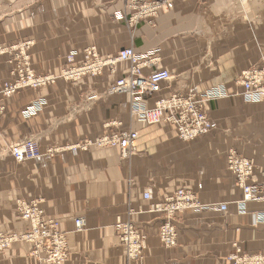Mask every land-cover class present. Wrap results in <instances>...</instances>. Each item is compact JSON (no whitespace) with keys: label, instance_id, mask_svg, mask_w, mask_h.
<instances>
[{"label":"crops","instance_id":"crops-1","mask_svg":"<svg viewBox=\"0 0 264 264\" xmlns=\"http://www.w3.org/2000/svg\"><path fill=\"white\" fill-rule=\"evenodd\" d=\"M126 3L1 1L0 47L27 42L29 68L55 79L45 88L16 93L0 119V232L25 230L14 208L18 198L28 197L43 199L47 216L65 234L68 254L62 264H231L226 258L235 246L245 253L264 251V205L248 202L239 208L242 191L227 167L231 150L253 160L249 181L264 187V102L247 103L236 83L240 74L259 65L264 0H178L163 7L151 24L143 21L130 30ZM88 47H95L103 60L129 47L157 59L143 73L165 69L170 80L154 97L143 96L148 108L181 89L222 85L239 96L210 102V132L182 142L168 124L132 118L128 95L110 96L108 88L129 71V64L118 63L113 70L105 66L101 74L77 81L60 76L66 55L77 51L72 66H79ZM10 56L0 55V84L15 68ZM35 102H43L42 110L23 118L21 111ZM110 122L119 125L107 127ZM116 130L137 134L135 152L126 158L118 148L46 154ZM26 137L44 155L19 165L8 146ZM178 190L192 193L204 209L176 216L177 245L165 249L157 236L160 215L151 210ZM146 192L150 200H144ZM77 217L85 220L79 231ZM117 221L131 223L145 236L138 260L127 258ZM28 253V246H14L0 254V264H39Z\"/></svg>","mask_w":264,"mask_h":264},{"label":"built area","instance_id":"built-area-1","mask_svg":"<svg viewBox=\"0 0 264 264\" xmlns=\"http://www.w3.org/2000/svg\"><path fill=\"white\" fill-rule=\"evenodd\" d=\"M173 1L177 0H127V8L136 12L134 19L146 20L145 18L156 16L163 7L168 6ZM83 53L85 62L76 67L71 65L74 63L77 53L71 52L66 56L67 66L61 72L64 79L76 81L83 76L101 74L104 66L113 67L118 62L127 63L130 65L128 74L115 82L110 93L130 94L134 99L132 115L149 125L168 124L172 127L176 137L182 142H190L201 138L212 129L206 113L207 106L216 98L226 97L225 93L205 91L198 94L195 91L185 93L175 91L156 100L153 109H148L142 101L143 96L151 97L160 93L162 85L170 80L169 72L164 69H154L148 75L142 73L143 68H149L156 60L148 59L147 55L136 54L132 48H126L120 51L115 58L105 60H101L93 48L86 49ZM20 54L24 55V51H20ZM17 73L14 81L0 86L1 98H7L22 88L37 89L52 83L51 77L36 76L28 68H20ZM237 84L243 88L242 95L246 102H264V49L260 52V64L243 72ZM42 105L43 102L31 104L27 111L29 113L28 117L37 114ZM106 126L115 127L116 122H110ZM136 138L137 134L134 132L109 131L99 137L94 145L97 147L118 148L121 156L126 158L135 152ZM90 145L86 143L77 147L86 149ZM10 154L15 161L24 162L39 157V150L35 140L28 139L11 146ZM227 167L242 190V204L251 200H264V195L261 196V191L258 189L261 188L264 191L262 186L254 185L255 188L248 185L253 174L252 162L240 158L236 152L231 151L227 156ZM262 172L264 177V170ZM143 198L144 200H150V193H144ZM242 204L239 205V208H242ZM202 209H204V206H201L190 192L183 190L176 192L163 203L153 206L152 211L158 213L161 218L157 233L161 245L165 249H172L177 245V227L174 223L177 215L188 210L199 211ZM208 209L213 208L209 207ZM218 210L224 212L226 207L219 206ZM262 218L264 220V217ZM75 225L79 230L83 226V221L76 220ZM116 229L120 233V240L126 249L129 260H138L144 248L145 236L141 235L130 223L119 224ZM39 231L36 230V232ZM43 232L54 234V236L60 234L62 241L59 245L61 249L56 250L47 261L48 264H62L66 257V251H63V253L61 251L66 249V243L64 236L57 228V224H48ZM226 260L231 264H264V251L257 254L245 253L235 246L234 253L228 255Z\"/></svg>","mask_w":264,"mask_h":264},{"label":"rangeland","instance_id":"rangeland-1","mask_svg":"<svg viewBox=\"0 0 264 264\" xmlns=\"http://www.w3.org/2000/svg\"><path fill=\"white\" fill-rule=\"evenodd\" d=\"M1 1L2 0H0V3H1ZM125 9H126V6H125ZM126 12L128 15L126 16L125 22H126V26L128 27L129 30L134 29L141 22H143V21L145 22V20H134L133 21L132 20L133 13L131 11H127V9H126ZM147 23L151 24V21L150 22L148 21ZM27 44H28L27 42H24V43L20 42L18 44L11 45V46L0 47V55H2V54H7L8 56L12 55V56H10L11 57L10 62L15 63V68L13 70H11V72L9 74L10 78L8 80L4 81L3 83H1L0 86H3V84L8 83L9 81H14V78L17 76V74H18L17 72L20 68H23V69L27 68L26 58L24 55L20 54V51H25V49H27V47H28ZM262 47H264V45L258 46L260 52H261V50L264 49ZM260 52H259V56H260ZM259 61H260V58H259ZM259 64H260V62H259ZM241 75L242 74H240L239 78L241 77ZM39 77H47V76H39ZM49 77H51L54 80V77H52V76H49ZM239 78L237 79V82H238ZM237 85L240 86L239 84H237ZM47 86H45V87H47ZM45 87H42V88H45ZM240 88H242V87H240ZM25 89H30V88H22L19 91H22ZM37 89H40V88H37ZM37 89H31V90H37ZM19 91H17L16 93H18ZM180 91L184 92V93L188 92V91L183 90V89H181ZM194 91L198 94L203 93L205 91H210V92H222L223 94L225 93L226 97L227 96H229V97L239 96V94H237L236 92L228 93L222 85L212 86V87H209L207 89L198 90V91L194 90ZM16 93L10 95L7 98H1L0 97V119L2 118V116L4 115V113L6 111V106H7L8 100L12 96H14ZM108 93H109V88H108ZM242 94H243V92H242ZM110 96H113V95L110 94ZM115 96H119V95H115ZM226 97H222V98H226ZM216 99H219V98H216ZM31 104H33V103H31ZM31 104L26 106L21 111V115L25 119L29 118L28 117L29 113H27V111H28V108L30 107ZM115 127H117V126H115ZM28 139H29L28 137L22 138L16 142L10 144L8 146L9 156L11 157V155H10V147L11 146H13L16 143L26 141ZM89 141H92V140L80 141L77 144H72V145L67 146L65 148L51 149L53 153H51L48 150L46 152V154L54 155V154L59 153L61 151H69L72 153H76V152L71 150L72 147L87 143ZM37 146H38V144H37ZM92 148H97V147H90L87 151H89ZM38 150H39V157L43 156L44 153H42L40 151L39 147H38ZM77 152H86V151L78 150ZM39 157H37V158H39ZM32 160H34V159H32ZM13 161L16 162L15 160H13ZM27 161H30V160H27ZM27 161H24V162H27ZM251 161L253 162V160H251ZM24 162H16V164L20 165V164H23ZM248 185L255 187L254 184H252L250 181L248 182ZM258 189H259V191H261V196H263L264 191L261 188H258ZM242 202H243V194H242L241 200L238 202V205L242 204ZM248 202H260L264 205V200H261V201L251 200V201H246L245 203H248ZM14 210H15V213H16L18 219L22 223L25 224L26 228H25V230H23L21 232H0V254H3L5 252L9 251L14 246L26 245V246H28V251H29L28 255L30 256V258H32L33 260H35L39 264H48L47 260L50 259L52 254L54 252H56V250L61 249L59 244L61 243L62 240L60 238L61 236L59 233L56 234V236H54V234H51V233H44L43 230L45 229V226H47L48 224H52V225L57 224V226H59V223L56 220H54L53 218H50L47 216L46 210L44 207V200L41 198H28V197L18 198L15 201ZM262 217H264V213H263ZM76 219L83 220V223L85 224V220L83 218L77 217L74 219V222ZM122 223H124V222L117 221L115 223V225L119 226V224H122ZM36 230H40V231L36 232ZM61 235H63V234H61ZM63 251H66V255L68 254L67 245H66V249L65 250L62 249L61 252L63 253Z\"/></svg>","mask_w":264,"mask_h":264},{"label":"bare ground","instance_id":"bare-ground-1","mask_svg":"<svg viewBox=\"0 0 264 264\" xmlns=\"http://www.w3.org/2000/svg\"><path fill=\"white\" fill-rule=\"evenodd\" d=\"M178 1V0H177ZM173 2H175V1H173ZM173 2H171V3H173ZM126 9H127V11H131V10H129L128 8H127V3H126ZM132 13H133V18H132V20L134 21V20H138V19H134L135 18V16H136V12H134V11H131ZM157 15V14H156ZM155 17V16H154ZM153 17V18H154ZM152 17L151 18H145L146 20L145 21H149L150 22V20H152L153 19ZM90 48H93L94 50H95V52L97 53V49L95 48V47H88V48H86V49H90ZM129 48H132V47H129ZM86 49H84V50H86ZM126 49V48H125ZM133 49V48H132ZM84 50L81 52V54L84 56ZM124 50V49H123ZM134 50V49H133ZM122 51V50H121ZM72 52H76L77 54H76V56H75V58L78 56V52L77 51H72ZM120 52V51H119ZM118 52V53H119ZM71 53V52H70ZM117 53V54H118ZM97 55H98V57L101 59V60H103L102 59V57H100V55H99V53H97ZM117 56V55H116ZM116 56H108L107 58H115ZM75 58H74V60H75ZM106 58V59H107ZM65 60H66V57H65ZM154 60H156V61H154L153 62V64L152 65H150L149 66V68H153L155 65H156V62H157V59H154ZM85 62V57H84V61H83V63ZM82 63V64H83ZM118 63H122V62H118ZM118 63H116V64H118ZM82 64H80V65H82ZM115 64V65H116ZM79 65V66H80ZM115 65L113 66V67H111V70H113V68L115 67ZM72 66V65H71ZM73 67H76V66H73ZM105 67V66H104ZM103 67V68H104ZM27 68H28V70H30L31 72H33L30 68H29V64H28V62H27ZM149 68H143L142 69V73H143V71L145 70V69H149ZM130 69V68H129ZM103 70V69H102ZM165 70V69H164ZM167 71V70H166ZM62 72V71H61ZM129 72V71H128ZM128 72L125 74V75H127L128 74ZM144 74V73H143ZM61 75V77L63 78V76H62V73L60 74ZM145 75V74H144ZM87 76H90V75H87ZM95 76H97V75H95ZM124 76V75H123ZM84 77V76H83ZM82 78V77H81ZM121 78V77H120ZM55 79V78H54ZM79 80V79H78ZM118 80V79H117ZM116 80V81H117ZM52 81H53V79H52ZM77 81V80H76ZM12 81H9L8 83H11ZM115 84V83H114ZM113 84V85H114ZM113 85H111L110 87H109V93H110V90H111V87L113 86ZM241 87V86H240ZM243 89V88H242ZM161 91H162V87H161ZM110 94H112V93H110ZM159 94V93H158ZM113 96H115V95H128V96H130V116L132 117V118H134L135 120H138V121H140L136 116H134V115H132V107H133V104H134V99H133V97L130 95V94H127V93H122V94H112ZM157 95V94H156ZM155 96V95H154ZM154 96H151V97H154ZM144 103V102H143ZM155 103V102H154ZM144 105L146 106V108H148L147 107V104H145L144 103ZM207 108H208V106H207ZM148 109H153V107L152 108H148ZM207 113V112H206ZM210 121V120H209ZM140 122H142V121H140ZM145 123V122H144ZM211 123V122H210ZM119 125V123H116V126H118ZM120 131H125V130H120ZM126 132V131H125ZM128 132V131H127ZM130 132H132V131H130ZM135 133V132H134ZM99 137H101V136H99ZM99 137H97L95 140H92V141H89V142H87V143H89V144H91L90 146H88L86 149H81V148H79V147H77V146H81V145H77V146H75V147H72L71 148V150L72 151H74V152H77L78 150H80V151H87L90 147H97V146H95L94 145V143H95V141L99 138ZM84 144H86V143H84ZM97 148H106V147H97ZM107 148H109V147H107ZM51 153H53L52 152V150H49ZM232 151V150H231ZM231 151H229V153L231 152ZM228 153V154H229ZM11 155V154H10ZM238 155V154H237ZM240 158H242V159H244V160H247V161H250V162H252L251 160H249V159H247V158H243V157H241L240 155H238ZM12 157V156H11ZM13 158V157H12ZM14 159V158H13ZM27 161V160H26ZM17 162V161H16ZM252 164H253V174H254V172H255V165H254V163L252 162ZM231 173V172H230ZM263 173V172H262ZM253 174H252V176H253ZM251 176V177H252ZM235 178V177H234ZM263 187V186H262ZM264 188V187H263ZM178 191H180V190H178ZM177 191V192H178ZM183 191H185V190H183ZM242 191V190H241ZM188 192V191H187ZM192 194V193H191ZM193 195V194H192ZM173 196V195H172ZM168 199V198H167ZM166 200V199H165ZM164 200V201H165ZM163 201V202H164ZM162 202V203H163ZM158 204H161V203H158ZM155 205H157V204H155ZM154 205V206H155ZM153 208V207H152ZM226 211V210H225ZM151 212L152 213H155V214H158V213H156V212H153L152 210H151ZM186 212V211H185ZM184 213V212H183ZM182 214V213H181ZM83 221V220H82ZM122 224H126V223H122ZM131 224V223H130ZM83 226H84V223H83ZM83 226H82V228H83ZM116 226V225H115ZM135 227V226H134ZM57 228H58V226H57ZM81 228V229H82ZM75 229L77 230V228H76V225H75ZM58 230H59V228H58ZM80 230V229H79ZM79 230H77V231H79ZM61 234H63V236H64V240H65V243H66V245H67V242H66V237H65V234L64 233H61ZM120 234V233H119ZM177 238H178V231H177ZM121 239V238H120ZM145 241H146V238H145V240H144V242H143V246H144V243H145ZM120 242H121V240H120ZM160 242V241H159ZM121 244H122V242H121ZM161 244V243H160ZM122 246L124 247V245L122 244ZM124 249H125V247H124ZM125 253H126V256H127V252H126V249H125ZM141 256L142 255H140V257L139 258H141ZM66 258H67V255H66V257H65V260H66ZM128 258V257H127ZM129 259V258H128ZM65 260H64V262H65Z\"/></svg>","mask_w":264,"mask_h":264}]
</instances>
